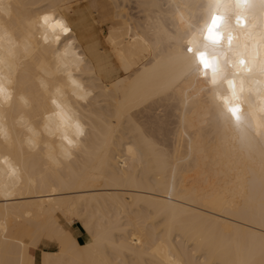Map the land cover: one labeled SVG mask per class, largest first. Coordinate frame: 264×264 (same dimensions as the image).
<instances>
[{
    "label": "bare ground",
    "instance_id": "bare-ground-1",
    "mask_svg": "<svg viewBox=\"0 0 264 264\" xmlns=\"http://www.w3.org/2000/svg\"><path fill=\"white\" fill-rule=\"evenodd\" d=\"M108 1L107 51L87 34L88 0H19L6 21L20 41L27 19L54 10L71 39L58 52L46 37L34 39L31 54L18 49L4 73L10 99L0 98V157L20 178L0 167V264H264V156L238 139H259L251 118L237 124L223 90L210 112L196 92L197 71L179 55L223 15L232 43L209 54L221 62L231 50L241 83L259 81L264 41L244 31L257 0H222L227 11L216 0ZM228 81L238 101L237 80ZM77 122L86 135L73 159L54 167L52 138L75 134ZM74 220L84 242L66 228ZM42 238L58 249L42 250L38 263Z\"/></svg>",
    "mask_w": 264,
    "mask_h": 264
},
{
    "label": "clouds",
    "instance_id": "clouds-1",
    "mask_svg": "<svg viewBox=\"0 0 264 264\" xmlns=\"http://www.w3.org/2000/svg\"><path fill=\"white\" fill-rule=\"evenodd\" d=\"M19 3V0H0V84L5 86V70H10L14 60L19 57V51L25 54V57L29 56L33 50L31 41L34 39H46L45 44L50 42L51 46L55 45V51H59L66 41L71 39L70 36L65 37L63 33L58 30L53 31L50 25L56 21H62L66 27H68L67 20L56 13L54 10H48L45 12H37L32 17L26 20V25L29 31L18 41L13 31L9 29L6 21L11 20L15 14V6ZM253 12L246 16L249 21L248 29L244 30L248 33L254 34V36L261 41H264V0H257V2L251 6ZM45 17H50V20L46 23ZM236 32H240V29H234ZM59 36V43H57L56 37ZM212 47H208V51H212ZM19 49V51H18ZM229 54L221 56V78L217 83L213 84L209 75H201L197 72L198 86L196 92L199 97H203L207 108L210 112L216 109L220 103L218 97L221 95V90L228 97H231V93L227 89V81L235 78L237 80V90L239 100L236 102L241 103L245 110L241 113V118H251V126L256 133L257 140L254 137L241 136L238 138L246 147L258 148L261 155L264 156V74H262L259 81L241 83V77L236 76L235 67L237 55L232 53L231 50H226ZM10 82V81H9ZM259 83L260 87L257 88L256 84ZM251 96V98H250ZM235 124V122H233ZM75 134H60L58 138L53 137L51 145L53 149L57 150V155L49 156L48 159L54 167H60L63 163H68L73 159V149L79 147L80 142L86 135V126L80 122H77ZM2 127V125H0ZM3 128V127H2ZM229 128H226V132ZM231 130V129H230ZM232 131V130H231ZM233 132V131H232ZM0 167L7 171V175L10 178L19 179V170L15 167L8 166V158L0 157ZM7 225L4 222H0V233H6ZM161 264H186V261L180 258L165 259Z\"/></svg>",
    "mask_w": 264,
    "mask_h": 264
},
{
    "label": "snow or ice",
    "instance_id": "snow-or-ice-1",
    "mask_svg": "<svg viewBox=\"0 0 264 264\" xmlns=\"http://www.w3.org/2000/svg\"><path fill=\"white\" fill-rule=\"evenodd\" d=\"M237 7H245L247 5V0H235ZM216 7H223L226 11L229 9L230 5L222 3V0H216ZM45 22L47 23L50 20V17H45ZM238 23L242 22L238 17ZM225 18L223 15H213L209 23L205 25V28L193 34L191 39H189L185 45L180 47L179 55L188 61V66L190 69H193L199 72L201 75L211 74L212 83L215 84L221 78V69L217 58L209 54L208 46L217 45L224 38V31H222V26L224 25ZM53 31H59L60 33H67L69 29L64 25L62 21H56L54 24L50 25ZM60 37L57 36L56 40L59 41ZM229 45L232 43V36L229 34L227 38ZM243 64V60L240 61ZM72 83L79 87L75 80H72ZM229 87L232 89L231 97L223 98V103L225 109L234 120L239 124L241 117L239 115L240 108L239 105L235 103L238 99L235 85L233 81H228ZM0 98H9L6 97V89L3 84H0ZM53 104L56 103L55 100L52 101ZM57 107H60L57 105ZM78 127V125H77ZM4 130L0 127V134H3Z\"/></svg>",
    "mask_w": 264,
    "mask_h": 264
},
{
    "label": "rangeland",
    "instance_id": "rangeland-1",
    "mask_svg": "<svg viewBox=\"0 0 264 264\" xmlns=\"http://www.w3.org/2000/svg\"><path fill=\"white\" fill-rule=\"evenodd\" d=\"M88 3L92 11L94 12L93 14L94 18H92L87 13V11H85L86 15H88L87 19L89 20V23L91 24V27H92V29L88 31L87 34L94 35L99 41V47L107 51L106 48L104 47L103 38H104L105 30L108 27H110L111 21L113 20L114 7L108 0H88ZM66 228H68L74 234V236H76V238H77V235H81V238H79L80 242H84L86 240V233L84 232L83 228L81 227L80 223L77 220H74L71 224L67 223ZM56 249H58V244L56 241H52L47 238H42L38 248L35 251L36 252L35 255L37 257L38 263L41 257L42 250L54 251Z\"/></svg>",
    "mask_w": 264,
    "mask_h": 264
},
{
    "label": "crops",
    "instance_id": "crops-1",
    "mask_svg": "<svg viewBox=\"0 0 264 264\" xmlns=\"http://www.w3.org/2000/svg\"><path fill=\"white\" fill-rule=\"evenodd\" d=\"M79 238H81V235H77V239L79 240Z\"/></svg>",
    "mask_w": 264,
    "mask_h": 264
}]
</instances>
